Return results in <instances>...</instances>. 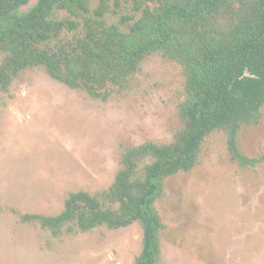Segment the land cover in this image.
<instances>
[{"label":"rangeland","instance_id":"374dc122","mask_svg":"<svg viewBox=\"0 0 264 264\" xmlns=\"http://www.w3.org/2000/svg\"><path fill=\"white\" fill-rule=\"evenodd\" d=\"M183 88L180 66L154 54L107 100L43 66L22 70L0 90V264H134L143 245L137 223L64 227L56 236L25 217L57 215L71 192L109 187L125 145L171 141ZM240 144L250 156L264 155V109L259 125L241 131ZM164 186L160 264H264V163L251 169L233 161L218 131L201 162Z\"/></svg>","mask_w":264,"mask_h":264},{"label":"trees","instance_id":"16d2710c","mask_svg":"<svg viewBox=\"0 0 264 264\" xmlns=\"http://www.w3.org/2000/svg\"><path fill=\"white\" fill-rule=\"evenodd\" d=\"M0 0V90L43 66L54 79L107 100L152 55L177 63L181 125L167 142L122 147L105 189L71 192L57 215H26L58 236L105 226H141L134 264H160L165 180L193 170L206 140L223 132L230 158L257 169L264 155L241 150L240 133L264 109V0Z\"/></svg>","mask_w":264,"mask_h":264},{"label":"water","instance_id":"95a60500","mask_svg":"<svg viewBox=\"0 0 264 264\" xmlns=\"http://www.w3.org/2000/svg\"><path fill=\"white\" fill-rule=\"evenodd\" d=\"M39 0H29L26 5L21 6L22 11H28L30 8L34 7Z\"/></svg>","mask_w":264,"mask_h":264}]
</instances>
